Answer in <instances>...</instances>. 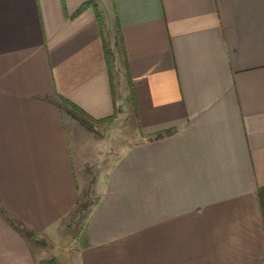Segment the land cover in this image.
<instances>
[{"label":"crops","instance_id":"crops-1","mask_svg":"<svg viewBox=\"0 0 264 264\" xmlns=\"http://www.w3.org/2000/svg\"><path fill=\"white\" fill-rule=\"evenodd\" d=\"M90 183L73 264H261L264 0H0V207L47 245L0 212V264L55 257Z\"/></svg>","mask_w":264,"mask_h":264},{"label":"rangeland","instance_id":"rangeland-1","mask_svg":"<svg viewBox=\"0 0 264 264\" xmlns=\"http://www.w3.org/2000/svg\"><path fill=\"white\" fill-rule=\"evenodd\" d=\"M66 117H68V114H66ZM106 123V122H105ZM104 123H100L98 125H95V127L97 128V133L100 136V138H102L103 136H105V132H107V134L110 135V132L113 133L114 131H124L129 133L130 132V126L129 125H120V126H116L115 129L117 130H108L105 131L104 130ZM92 125V129H93ZM110 131V132H109ZM133 139H125L124 140H116L115 144H128V143H132ZM113 150V149H112ZM111 150V151H112ZM114 152V150L112 151ZM91 173L92 175V180H94V173L91 172V170L88 168V172L87 173ZM91 180V183L93 182ZM91 183L90 186H88L86 188V190L83 191V194L80 196V198L78 199L77 202H81V203H87L88 206L85 209H76L74 208L69 214L68 216L64 219V224L66 223V230L64 232V240L62 243H60L58 245V247L53 248L54 252H55V257L52 256V258L46 260L47 262L52 261L55 264H73V259H74V252L76 250V246L75 245H70V240L76 239L81 232L84 229V225H85V220H86V216H87V212L90 208V206L92 204H95V200L96 197L94 196V193L92 192L91 189ZM76 206V205H75ZM34 242V241H33ZM44 242V241H43ZM35 243V242H34ZM37 244V243H36ZM45 244V243H44ZM39 245V247H43L44 245L42 244H37ZM45 247H47V245L45 244ZM46 253H50V249L46 252ZM261 264H264V258L261 262Z\"/></svg>","mask_w":264,"mask_h":264},{"label":"trees","instance_id":"trees-1","mask_svg":"<svg viewBox=\"0 0 264 264\" xmlns=\"http://www.w3.org/2000/svg\"><path fill=\"white\" fill-rule=\"evenodd\" d=\"M93 3L92 2H86L84 3L81 8L76 12L75 15H77L81 9L88 7V6H92ZM94 6V5H93ZM95 8V7H94ZM97 15V13H96ZM98 16V15H97ZM98 21H99V16L97 17ZM105 57H106V61L109 62V58H108V53L107 51H105ZM57 105L63 110L65 111L71 118H73L74 120H76L80 125L84 126L87 129H92L91 126V122L94 123H101V122H107V121H111L114 118V115H112L109 118L106 119H101V120H93L91 119L88 115H86L81 109H79L77 106L69 103L68 101H66L64 98L58 96L57 97ZM160 134H157L155 137H159ZM257 197H258V203H259V207H260V212L262 215V219H263V223H264V187L259 188L257 191ZM88 206L87 203H81V202H76V206L75 208L78 209H85ZM0 212L3 215V217L8 220V222H10V224L12 226H14L18 231H20L26 238H28L29 240L34 241L37 244H43L44 242L42 240H40L32 231H30L29 229H27L24 225H22L18 220H16L14 217H12L4 208L0 207ZM41 264H55L52 261H44Z\"/></svg>","mask_w":264,"mask_h":264}]
</instances>
